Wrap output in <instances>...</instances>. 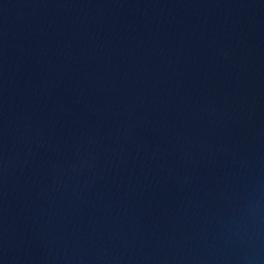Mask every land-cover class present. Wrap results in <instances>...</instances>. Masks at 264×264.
<instances>
[{
	"label": "water",
	"instance_id": "obj_1",
	"mask_svg": "<svg viewBox=\"0 0 264 264\" xmlns=\"http://www.w3.org/2000/svg\"><path fill=\"white\" fill-rule=\"evenodd\" d=\"M0 264H264V0H0Z\"/></svg>",
	"mask_w": 264,
	"mask_h": 264
}]
</instances>
